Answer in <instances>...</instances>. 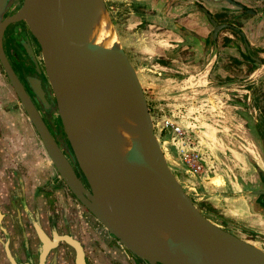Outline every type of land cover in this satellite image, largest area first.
Wrapping results in <instances>:
<instances>
[{
	"label": "water",
	"instance_id": "obj_1",
	"mask_svg": "<svg viewBox=\"0 0 264 264\" xmlns=\"http://www.w3.org/2000/svg\"><path fill=\"white\" fill-rule=\"evenodd\" d=\"M9 6L0 0V65L60 179L105 230L147 264H264V249L205 216L173 173L105 0H21L5 15ZM200 10L212 40L239 29ZM21 21L38 44L66 142L55 140L5 53L6 27ZM29 80L45 102L39 82ZM60 240L75 264H88L78 239Z\"/></svg>",
	"mask_w": 264,
	"mask_h": 264
},
{
	"label": "crops",
	"instance_id": "obj_2",
	"mask_svg": "<svg viewBox=\"0 0 264 264\" xmlns=\"http://www.w3.org/2000/svg\"><path fill=\"white\" fill-rule=\"evenodd\" d=\"M196 3L200 0H173L177 27L180 13H187L183 19L194 18L191 25H184L191 39L186 42V36L173 32V57L165 56L170 61L173 58V106L177 109L173 115L193 138L192 143L199 152L211 157L227 153L232 160L237 157L236 150L222 138H248L257 136L260 130L256 122L259 117L253 109L258 84L264 79V7L251 21L241 19L239 29L229 27V32L220 31L216 40H212L206 17L194 11ZM219 4L206 5L210 11L214 9L213 17L218 23L226 24L220 20L221 11L225 10L217 7ZM125 34L127 38L138 37L141 30H127ZM195 37H202L207 48L201 62H195L194 54L191 55V50L198 46ZM121 42L125 48L127 42L123 37ZM230 91L237 92L233 102L237 112L229 115L224 95L227 92L230 97ZM194 138L198 139L197 144ZM247 149L240 148L237 154L250 152ZM252 158L256 160V156ZM236 166L240 181L218 175L223 182L220 189L227 188L221 199L228 201L231 194L230 208L232 202L244 201L243 210L239 202L234 204L235 213L244 216L233 214L234 225L246 234L240 235L243 239L264 249V195L258 193L261 187L254 178L252 164L237 163ZM73 206L67 187L0 65V264H74L69 246L58 242L51 247L48 243L53 238V230L67 233L64 226L77 221L74 229L84 246L88 264H146L131 258L110 234L96 225L88 228L92 233L87 235L81 220L85 216L91 220L78 206L77 213L72 211Z\"/></svg>",
	"mask_w": 264,
	"mask_h": 264
},
{
	"label": "rangeland",
	"instance_id": "obj_3",
	"mask_svg": "<svg viewBox=\"0 0 264 264\" xmlns=\"http://www.w3.org/2000/svg\"><path fill=\"white\" fill-rule=\"evenodd\" d=\"M127 1L128 0H105V3L115 25L119 38L123 37V39H125V41L127 42L126 47L130 49L131 59L135 64V69L141 80L153 118L155 134L164 153H167L168 158L166 159L169 163V166L171 167L173 173L177 176L181 184L187 189L190 196L193 197L194 203L202 211L207 213V215L213 222L232 232H237L240 235H246L245 233L242 234V232L234 225L233 220L235 219L234 217H232L233 214L230 212L231 208L228 204L229 200H231L230 193L232 192L228 191V193L230 192L228 201L221 199L220 195H225V191H227V188L224 186L223 189H220V187L223 186V182H220L221 185H216L214 181H210V178L220 175L223 178L228 176L226 178L232 177L234 181H240L237 174L239 170V168L236 166L237 163L239 165H242V163L244 165L251 164V161L253 159L252 156L255 155L253 151H255L256 148L258 150H261L263 140L256 135H252L248 138L230 136L222 138V140L227 145L231 146V144H233V147L236 150L235 156L237 157H233L232 160H230L231 156L229 157L227 153H216L214 154L216 156L211 157L210 154H206L204 152L201 153V151L199 152L192 143L193 138H190V144H181L179 138H177L173 132V123L178 124V121H176L175 116L173 115V111H177V109L173 106V103L175 102L173 101V58L172 61H170L171 58L165 57H169V54H167L166 51L168 48H172L169 46V44H173V37L166 35L165 33L160 35L159 33L157 34V30H155V27L153 26L149 27L140 25L138 23V18L136 19L134 18V16L127 14L128 9L127 6H125V2ZM200 1L202 2L204 0ZM240 1L243 2L246 8H253L258 10L260 13L262 12L264 0ZM194 5V11L199 12L200 10H198L196 4ZM220 6H222L221 9L225 10L221 11V22L240 28V26L242 25L240 23L241 19L249 18V21H251V17L246 14V11L244 9H233L227 7L224 4H219L217 7ZM213 10L214 9H212V11L210 12L215 14ZM189 13L191 12L189 11ZM186 15L187 13L183 14V12L178 15L179 24L191 25V21H193L194 18L192 16H189L186 19H183V17H186ZM132 29H143L146 32L144 36H142L144 39L143 43L140 41L141 35H139L138 37L132 35V37L127 38L125 32ZM221 31L229 32L230 29L224 28ZM146 35H148V37H146ZM190 39L191 38L189 37L185 38L186 42ZM140 42L142 44H146L144 48L141 47ZM189 49H191V47H188V50ZM191 51V55L193 56L194 54V61L199 62L201 59V54H197V52H195V50L193 49ZM171 57H173V55ZM182 57H185V54H183ZM164 60H167L170 63H166L164 62ZM158 61L163 62L162 65H165L164 69H155L156 62ZM147 68H150L151 70H148ZM153 70H155L156 72H154ZM157 72H160V74H158ZM261 83L263 84L262 86H260ZM257 91L258 97H256V106L253 109V112L256 113L257 116H262V118H264V79L258 84ZM230 93V97H228L229 95L227 92L224 95L225 99L228 100V103L226 105V113H228L229 115L237 112V108H234L235 104L233 103L235 102L234 99L237 92L230 91ZM231 102L233 104H231ZM214 103L217 107L216 102ZM167 122L172 124V126L166 125ZM226 123L227 125L229 124L228 122ZM194 141L197 144L198 139L194 138ZM234 143L236 145H234ZM240 148H248L247 150H250V152L247 151L237 154V151H239ZM191 150H193L194 153L197 154V164L200 166V172L196 175L193 174L190 163L185 161L184 158L185 153L193 152ZM81 209L83 210V208ZM90 223L91 222L86 218V216L83 218V221L81 220V224L86 229L87 235H90V233H92L90 232L91 230L88 229L89 227L93 226ZM113 241L116 242L114 239Z\"/></svg>",
	"mask_w": 264,
	"mask_h": 264
},
{
	"label": "flooded vegetation",
	"instance_id": "obj_4",
	"mask_svg": "<svg viewBox=\"0 0 264 264\" xmlns=\"http://www.w3.org/2000/svg\"><path fill=\"white\" fill-rule=\"evenodd\" d=\"M235 1H237L238 3H241L243 6L242 7H238L235 5H233V6L236 9H240V8L244 9L246 11V14L252 18L255 17L256 13H260L256 9L246 8L245 5L243 4V2H241L240 0H235ZM20 2H21V0H10V6H9L8 11L5 15L16 10V8L20 5ZM125 4H126L125 6H127V9H128L127 14L134 16V18H136V19L138 18L139 19L138 23L140 25H143V26L152 25L153 27H155V30H157V34L159 33V35H160V34L165 33L166 35L173 37V32L177 31L179 34L183 35L184 37L185 36L188 37L189 34L187 32L188 29L186 26H184L183 24H179V23H178L179 27H177L175 25L176 19L173 17V0H128L127 2H125ZM206 4H217V3L212 2L210 0H204L202 2L200 1V3H196V7L198 8V10H200V7L206 8L210 12V10L207 8ZM220 4L226 5V3H224V2H221ZM194 7H195V5H194ZM199 12L201 13V15H204L206 17L207 23H208L207 26L209 28L211 25H210V22H209L207 16L201 10ZM169 13H170V15H168ZM210 13H212V12H210ZM213 16H214V14L212 13V17ZM217 24H220V23L217 22ZM145 33L146 32L143 29H141L140 41L142 43L144 42V39L142 36H144ZM146 37H148V35H146ZM195 38L198 41V46L194 50H195V52H197V54L198 53L201 54L200 55V58H201L200 62H201L202 59L204 58V55L206 53L207 48L205 47V44L203 42L202 37H195ZM141 42H140L141 47L144 48L146 44L145 43L142 44ZM169 46L172 48L171 49L168 48L166 53L169 54V56L170 55L172 56L173 55V44H169ZM3 47H4L5 53H6L11 65H12V67L14 68L17 76L19 77L20 81L22 82L27 93L29 94V96L31 97L33 102L35 103L38 111L41 113V115H42L43 119L45 120V122H46L50 132L52 133L53 137L55 138V140L58 143H60V141H62V140H64L66 142V138L64 136V132H63V129L61 127L59 118H58V116H56L53 113V110H52L53 106L55 104L54 98L51 95L49 85H48L46 77L44 75L43 62L41 59L38 44L36 43V40L31 35V33L29 32V30H28V28L24 22L21 21V22L10 23L6 27L4 34H3ZM28 48H30L31 53L28 52ZM198 48H199V50H198ZM124 50L127 53L131 63L135 67L133 60L131 59L130 49H128L125 46ZM164 62L170 63L167 60H164ZM162 64H163V62H161V61L156 62V68L155 69L158 70L163 66L165 67V65H162ZM37 66L41 70V72L38 71ZM147 69L151 70L150 68H147ZM153 71L156 72L155 70H153ZM157 73L160 74V72H157ZM29 79H33L35 83H36V81L39 82V85L43 91V96H44L45 102L42 101L39 98V96H37L34 93ZM31 82L33 83V81H31ZM258 117H259V119H257L256 122L259 123L260 130H259V132H257V136H259L263 140L262 141L263 143L261 146V150H258L256 148V152L254 155V156H256V160L259 162V164L254 159H252L251 164L254 167L255 172H256V174L254 175V178L259 183L261 189H264V118H262V116H258ZM63 152L66 154V152L64 150H63ZM74 169L77 173L79 172L78 168L76 166H74ZM57 174H58V172H57ZM58 176H59V174H58ZM68 191H69V189H68ZM69 193L73 199V205H74L73 207H70L71 210L77 213V209H76L77 206H78L80 211L82 210L81 208H83L84 213L88 216V218H90L91 222H93L92 225H96L97 228H101L102 230L106 231L105 228L91 215V213L88 210H86V208H84V206L75 198V196L70 191H69ZM192 199H193V197H192ZM202 212L205 214V216H207L209 219H211L207 215V213H205L204 211H202ZM77 224H78V221L76 223L74 222L72 224H66L64 226V228L66 229L67 233H57L55 230H53L54 234H53V238H51V240H50V244L53 243V241L55 239L59 238V240H56V244L58 242H60V243L64 244V246H69L64 240H60V237L62 238L63 235L73 236L81 242L78 234L75 232V229H74V226H76ZM245 230H247V229H245ZM232 233L241 237L240 234H238L237 232H232ZM43 236L44 235L42 234V237ZM110 236L116 242H118L111 234H110ZM81 244H82V242H81ZM52 246L53 245L51 244V247ZM82 246H83V244H82ZM69 248L72 251V256H73L72 260L74 263V250L71 246H69ZM83 249H84V246H83ZM126 251L128 252V254L131 255V258H133L134 260H138V262H141V263L145 262L144 260H141V259L137 258L136 256H134L128 250H126ZM84 252H85V249H84ZM85 258H86V253H85Z\"/></svg>",
	"mask_w": 264,
	"mask_h": 264
},
{
	"label": "built area",
	"instance_id": "obj_5",
	"mask_svg": "<svg viewBox=\"0 0 264 264\" xmlns=\"http://www.w3.org/2000/svg\"><path fill=\"white\" fill-rule=\"evenodd\" d=\"M166 125L172 126V124H170L169 122H167ZM173 132L176 135V137L179 138L181 144H190V137L177 123L175 124L173 123ZM184 158H185V161L190 163L191 165L190 167L194 175L200 172V166L197 164V159H196L197 154H195L194 151L185 153Z\"/></svg>",
	"mask_w": 264,
	"mask_h": 264
},
{
	"label": "bare ground",
	"instance_id": "obj_6",
	"mask_svg": "<svg viewBox=\"0 0 264 264\" xmlns=\"http://www.w3.org/2000/svg\"><path fill=\"white\" fill-rule=\"evenodd\" d=\"M253 151V150H252ZM253 153H255L254 151H253ZM165 157L166 158H168V156H167V153H165ZM214 181V183L216 184V185H218V184H220V179H219V177L218 176H215V177H212V178H210V181ZM239 200V201H238ZM236 202H234V204L236 205V203L238 204V202H239V205L238 206H240V207H242V210L244 209V201L242 200V199H238ZM234 204H233V202L231 203V206H232V208L230 209V212L232 213V214H236L235 213V208H234ZM242 211H240V213H241ZM236 216H239V217H244L243 215H237L236 214ZM49 245H50V243H48ZM253 244H255V243H253ZM255 245H257V244H255ZM258 246V245H257Z\"/></svg>",
	"mask_w": 264,
	"mask_h": 264
},
{
	"label": "trees",
	"instance_id": "obj_7",
	"mask_svg": "<svg viewBox=\"0 0 264 264\" xmlns=\"http://www.w3.org/2000/svg\"><path fill=\"white\" fill-rule=\"evenodd\" d=\"M226 3V2H224ZM226 6L229 7V8H235L233 5L229 4V3H226ZM234 32H237L236 30H234Z\"/></svg>",
	"mask_w": 264,
	"mask_h": 264
}]
</instances>
